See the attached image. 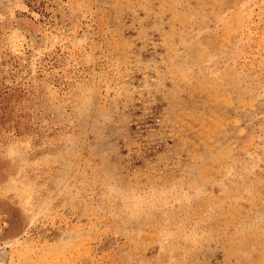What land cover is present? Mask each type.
Returning a JSON list of instances; mask_svg holds the SVG:
<instances>
[{"label":"rangeland","instance_id":"374dc122","mask_svg":"<svg viewBox=\"0 0 264 264\" xmlns=\"http://www.w3.org/2000/svg\"><path fill=\"white\" fill-rule=\"evenodd\" d=\"M0 264H264V0H0Z\"/></svg>","mask_w":264,"mask_h":264}]
</instances>
